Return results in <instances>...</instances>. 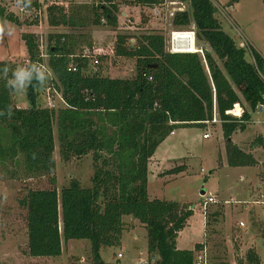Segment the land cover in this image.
Returning a JSON list of instances; mask_svg holds the SVG:
<instances>
[{
    "label": "trees",
    "instance_id": "obj_1",
    "mask_svg": "<svg viewBox=\"0 0 264 264\" xmlns=\"http://www.w3.org/2000/svg\"><path fill=\"white\" fill-rule=\"evenodd\" d=\"M105 1L108 5L71 8L68 13L62 7H51L49 25L84 27L89 21L84 14L90 12L96 25L101 26L105 19L107 25L115 27L118 6L113 0ZM181 1L188 2L192 11L178 13L173 26L176 29L195 26L197 39L211 49L204 50L203 56L168 53L166 38L159 33L144 34L135 44L128 37L119 36L114 51L120 57L136 60V76L113 79L98 73L86 74L89 62L72 59L76 56V38L60 33L50 36L54 43L48 48V65L55 80H48L43 88L26 89L29 108L17 107L13 101L15 93L0 79V110L7 105L13 109L11 117L0 116V167L9 162L17 165L22 158L27 172L54 175L55 125L64 161L93 154L95 163L91 188H85L75 178L61 192L56 188L30 190L21 201L27 210L30 257H60L64 240H88L94 264H106L101 250L119 246L127 230L123 218L135 217L147 231L149 262L196 263V253L203 245H197L194 251L177 249V239L194 214L192 206L150 198V159L178 128L205 127L212 122L215 108L227 140L245 132L252 113L264 106V57L252 50L254 62L247 59L246 49L224 32L213 0ZM133 2L155 7L164 0ZM35 9H40L39 0H32L28 11ZM0 20L22 25L1 5ZM22 39L29 53L28 65L39 63L37 37L23 34ZM5 64L15 69L9 61L0 62V69ZM72 66L77 68L76 72L71 70ZM51 86L62 93L65 108L38 106V92ZM237 106L246 109L240 119L228 114ZM257 141L264 148L263 139ZM228 147L230 167L258 165L252 155L230 141ZM183 170L177 167L170 173L179 174ZM237 264H262V261L256 248H251L246 261L239 260Z\"/></svg>",
    "mask_w": 264,
    "mask_h": 264
},
{
    "label": "rangeland",
    "instance_id": "obj_2",
    "mask_svg": "<svg viewBox=\"0 0 264 264\" xmlns=\"http://www.w3.org/2000/svg\"><path fill=\"white\" fill-rule=\"evenodd\" d=\"M123 1L130 7L126 10V14L132 18L119 20L115 27L107 24L96 25L90 17L92 13L89 12L84 14L89 20L86 26L72 31L61 28L63 33L70 32L71 36H75L77 41L75 51L78 55L83 53V49L91 48L93 45L109 51L110 56L102 58L98 67L88 68V73L91 75L98 73L104 77L126 80L135 78L136 60L118 56L112 46L110 49V44L115 43L119 36L137 41L144 34L159 33L168 41L172 30L196 33L194 26L186 29H176L171 26L172 20L168 19L166 9H158L163 12L158 21L157 9L135 6L133 0ZM213 1L218 9L216 17L224 32L233 38L239 47L246 49L247 59L254 62L252 50L264 57V0H240L236 3H232V0ZM42 2L44 0H39V3ZM82 2L75 0L72 8H92L90 5H81ZM182 3L187 11H192L188 2L182 1ZM0 5L22 23L17 25L7 21L13 32L12 35H6L0 40V62L9 61L15 68L29 64V53L22 39L23 34L36 36L39 49L42 48L43 54L47 53L49 45L54 43L50 41V36L57 35L53 33L56 30L49 25V13L42 11L40 15V9H35L27 10L25 14L24 9L16 6L15 0H0ZM31 23L35 24L30 25ZM131 43L135 44V42ZM243 44L245 47L242 46ZM195 46L202 51L203 54L200 53L202 56L204 50L211 51L210 47L199 41L197 37ZM128 47L131 48L132 45L128 44ZM49 89L51 87L38 92L37 104L41 108L47 107ZM54 97L58 107H65L58 97ZM13 101L19 108L30 107L26 90L15 93ZM241 108L243 112L245 108L250 111L248 104H245V108L243 106ZM259 109L252 113V121L247 124L250 126L249 129L234 135V142L245 147L250 155L256 149L259 150L256 152L258 154L252 155L254 159L256 155L261 162L255 169H251L252 167L238 169L229 166L228 154L231 148L228 147L229 140L224 137L222 122L218 117L217 123H208L205 127L178 128L159 146L150 159L149 189L152 198L192 204L194 214L178 239L179 248H190L197 242H205L209 264H237L239 260L245 262L247 252L251 248H256L264 264V151L257 141L264 133V107L261 111ZM57 129L55 125L54 158L57 170L54 175L27 172L22 158L21 163L17 165L9 162L6 166L0 167V264H19L11 263L14 262L13 241L17 239L19 246L24 249L27 210L21 206V201L30 190L56 188L61 192L75 178L85 188L92 187L91 178L95 173L93 154L64 161L60 156ZM206 134H209V138H205ZM232 138L230 143L234 145ZM262 139L264 141V138ZM177 167H183L184 172L171 174L170 171ZM159 175L171 177L164 176L162 179ZM241 175H245L246 179L243 180ZM53 180H56L55 184L52 183ZM207 197H215L217 203L208 206L204 211L203 199ZM134 221L133 218L132 220L129 217L123 218L127 230L119 246L103 248L106 262L112 263L115 254L118 253L124 256V259H121L123 264H137L140 259L147 258V255L140 256V251L148 246L146 229L140 222ZM205 221L208 224L206 230ZM68 242L69 245L63 256L49 258L52 259L51 262L94 264L90 241ZM240 251L243 252L242 257L238 256ZM23 264L27 263L23 262Z\"/></svg>",
    "mask_w": 264,
    "mask_h": 264
},
{
    "label": "built area",
    "instance_id": "obj_3",
    "mask_svg": "<svg viewBox=\"0 0 264 264\" xmlns=\"http://www.w3.org/2000/svg\"><path fill=\"white\" fill-rule=\"evenodd\" d=\"M74 1L75 0H44V2L40 3V15H41L42 11H46L48 14V11L51 7H62L65 9L66 13H68L71 10L72 5L74 4ZM82 1H83L82 4L80 3L81 5H90V6H94V7H99L101 5H108V3L105 0H82ZM113 1H115V0H113ZM155 7H158L157 8L158 16H161L163 13V12L161 13L158 10L159 8H161L162 10H164V9L167 10L168 19L172 20L171 26L173 25V20L178 13H183V12L187 11L185 8V5L182 3L181 0H173L171 2H169L168 0H164V2L161 5H158ZM27 12H28L27 10L24 11L25 14ZM103 24H107L105 19H102V25ZM186 35L189 36V38H185ZM190 40L194 41V46H195V41H196L195 31L172 30L169 34L168 41H166V50L168 53H171V54L202 53V51H199L198 49H195L194 52L190 51V49L188 48L189 46H191ZM184 41H187V43H184ZM132 42L134 43L135 40L133 39ZM111 46L114 49V43L110 44V49H111ZM242 46L245 47L244 44ZM83 50L84 51L82 54H79V55L76 54V56H73L72 59L79 58V59L87 60L89 62L88 68L90 66L98 67V65L100 64V60L102 58L110 56V53L103 55V52H109V51H105L104 48L98 47L97 45H93L91 48H85ZM48 58H49L48 52L43 54L42 48H40V62L37 64L43 65L44 67H46L48 69V71L50 73L49 81L53 82L55 80V77H54V74H53L51 68L48 65V61H47ZM71 70L76 72L77 68L75 66H72ZM96 72H97V70H96ZM86 74H89L88 71L86 72ZM95 74H97V73H95ZM89 75H91V74H89ZM54 96L58 97L61 104L66 107V103L63 99L62 93L51 86V89H49L47 91V102H48L47 107L48 108L54 109V110H59L61 108H65V107H61V106L58 107L57 100L55 99ZM263 107L264 106H261L260 109H262ZM238 108L240 110L239 115H237V113H236V110ZM228 114L240 119L242 114H243V110L240 106H237L233 111L229 112ZM217 117H218V114H217V110L215 108L213 120H212V122H207V124L208 123H213V124L217 123L218 122ZM205 138H209V134H206ZM216 203H217V200L215 197L204 198L203 199L204 211H206L208 206L216 204ZM122 258H123L122 255H118V260H121ZM141 264H156V261L152 260L151 262L147 261V262L141 263ZM195 264H209L208 249L206 247V243L203 244V249L198 252V254L196 256V263Z\"/></svg>",
    "mask_w": 264,
    "mask_h": 264
},
{
    "label": "crops",
    "instance_id": "obj_4",
    "mask_svg": "<svg viewBox=\"0 0 264 264\" xmlns=\"http://www.w3.org/2000/svg\"><path fill=\"white\" fill-rule=\"evenodd\" d=\"M114 3L115 4H117V6H118V13H117V19H118V23H119V20L121 21L122 19L124 20V19H126V18H129V17H131L130 15L128 16L127 14H126V10H129V8L130 7H128L125 3H124V1L123 0H115L114 1ZM134 5L135 6H139V5H137V4H135L134 3ZM139 7H142V6H139ZM146 7V6H145ZM135 8V7H134ZM133 8V9H134ZM151 8H155V9H157L158 7H151ZM132 9V10H133ZM143 11V10H142ZM160 17L161 16H159V18H158V21H159V19H160ZM132 18V17H131ZM52 28V27H51ZM61 28H67V29H69L70 31H72V30H75V29H79V28H69V27H59V28H53L54 30H56V32H53V33H55V34H63V30L61 29ZM148 28V27H147ZM154 28H152V30H153ZM58 30V31H57ZM151 30V31H152ZM65 33H68V34H71L70 32H65ZM73 37H75L74 35H72ZM104 77V76H103ZM106 77H108V76H106ZM113 79H117V78H113ZM239 109V108H238ZM260 111L261 110H263V108L262 109H259ZM238 111H240V110H238ZM237 112V111H236ZM249 127L250 126H247V130L249 129ZM222 129V128H221ZM239 133V132H238ZM237 134V133H236ZM235 135V134H234ZM234 135H233V142H234ZM262 138H264V133H263V136H262ZM234 145L235 146H237L239 149H241L243 152H245L246 154H250V153H248V151H246V148L245 147H243L242 145H239V143H237V142H234ZM263 151H264V148L262 149ZM257 151H259V150H255L253 153H252V155L253 154H255ZM256 154H258V153H256ZM255 156V160L258 162V165L257 166H259V164H261V162H260V160L259 159H257V157H256V155H254ZM257 166H255V167H257ZM255 167H239L238 169H249V168H251V169H255ZM162 179H164V176H167V177H171L170 175H159ZM241 177H242V179L243 180H245L246 179V176L245 175H241ZM149 187H150V176H149V186H148V193H149V196H150V198L151 199H153L152 198V196L150 195V189H149ZM181 204H190V203H181ZM192 205V204H191ZM129 219L130 220H132V217H129ZM136 221H138V220H135L134 222H136ZM139 222V221H138ZM204 228H205V230L208 228V224H207V221H205V225H204ZM146 233H147V231H146ZM182 233V232H181ZM181 233H180V235H179V237H178V239H180V237H181ZM147 237H148V235H147ZM136 238H138V235H136ZM25 239H26V243H25V245H24V249L23 248H21L20 246H19V243L17 242V239H14V241H13V248H14V251H13V256H14V262H11V263H22L23 264V262H25V263H27V264H56V263H53V262H51L50 260H52V259H49V258H33V257H30L29 255H28V230L26 231V237H25ZM178 239H177V249L178 250H181V251H194L195 250V248H196V246L197 245H203L205 242H197V243H195L192 247H190V248H179V243H178ZM68 245H69V242H65V241H63V253H62V255H61V257L63 256V254H64V252L66 251V248L68 247ZM206 247H207V244H206ZM104 249H102L101 250V258H102V260L106 263V264H123L122 263V260L124 259V256L121 254V253H118V254H115V257H114V259H113V261H112V263H108V262H106V259H105V257H104V255L106 254L105 253V251H103ZM117 255H122L123 256V258H122V260H118V256ZM145 255H147V258L146 259H144V258H142V259H140L139 260V262L137 263V264H141V263H145V262H147L149 259H150V256H149V254H148V246L146 247V248H143L141 251H140V256H145ZM243 256V252H239L238 253V256ZM235 262H236V257H235Z\"/></svg>",
    "mask_w": 264,
    "mask_h": 264
},
{
    "label": "clouds",
    "instance_id": "obj_5",
    "mask_svg": "<svg viewBox=\"0 0 264 264\" xmlns=\"http://www.w3.org/2000/svg\"><path fill=\"white\" fill-rule=\"evenodd\" d=\"M16 6L24 10L31 7L32 0H15ZM13 30L8 26L6 20H0V40L6 35H12ZM0 79L5 81V87L13 93L24 92L29 87L43 88L50 79V73L46 67L36 63L27 66H17L11 69L7 64L0 69ZM12 106L7 105L4 110H0V116L11 117Z\"/></svg>",
    "mask_w": 264,
    "mask_h": 264
},
{
    "label": "bare ground",
    "instance_id": "obj_6",
    "mask_svg": "<svg viewBox=\"0 0 264 264\" xmlns=\"http://www.w3.org/2000/svg\"><path fill=\"white\" fill-rule=\"evenodd\" d=\"M185 38H189V36L186 35ZM184 43H187V41H184ZM190 44H191V46H189L188 48L190 49L191 52H194L196 49V46H194V41L190 40ZM237 110H239V109H237ZM237 115H239V112Z\"/></svg>",
    "mask_w": 264,
    "mask_h": 264
},
{
    "label": "water",
    "instance_id": "obj_7",
    "mask_svg": "<svg viewBox=\"0 0 264 264\" xmlns=\"http://www.w3.org/2000/svg\"><path fill=\"white\" fill-rule=\"evenodd\" d=\"M229 141H231V139H229ZM205 193L203 192V195H204ZM133 218V220H135V217H132Z\"/></svg>",
    "mask_w": 264,
    "mask_h": 264
}]
</instances>
